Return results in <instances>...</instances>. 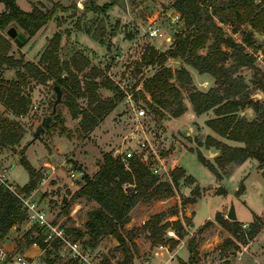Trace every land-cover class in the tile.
Segmentation results:
<instances>
[{
  "label": "rangeland",
  "instance_id": "rangeland-1",
  "mask_svg": "<svg viewBox=\"0 0 264 264\" xmlns=\"http://www.w3.org/2000/svg\"><path fill=\"white\" fill-rule=\"evenodd\" d=\"M87 1L56 0L55 3L72 9L67 12H61L57 9L52 19L47 22L51 24L46 27L42 40L40 38L33 40V36L30 37L23 29L14 24V27L26 37V40L21 45H17L8 36L11 39L10 50L6 53L0 47V76L5 81H15L18 70V68L11 67L3 62L6 56L18 61L22 60L24 63L32 62L43 68L44 65L39 62L41 55L48 47H52V41L58 38L56 56L60 60L67 61L77 52H80L90 62L84 73L94 66L102 73L97 81H101L106 76L121 89L123 95L119 99H117V94L114 91L103 87L98 89L99 97L102 100L115 101V108L99 119L98 123L87 132H84L80 125L82 114H79L78 118H74L64 102L66 99L65 93L67 92H63V101L57 105L55 113L51 114L53 101L55 100L53 80L41 82L37 78H28L26 85L22 87V93L27 94L31 101L25 115H13L0 101V119L16 120L23 129V136L18 145L13 148L0 147V155L9 167L10 180L21 187L29 181L28 172L19 163V158L24 150L26 158L41 173L42 178L44 172L49 175L44 182L41 178L37 188L32 191L33 197L47 211L49 220L53 224H59L61 228H75L81 231L86 230L84 224L87 221L88 212L97 208L93 202L85 197L73 198L74 193L78 191L80 184L83 183L82 175H93L106 153L118 155L119 152L125 151L128 145H134L135 142L131 140V133L137 126L150 135L151 141L162 154L165 166L161 168V173L157 176L161 181L172 183L170 173L172 167L175 166V162L173 163V157L175 156L177 159L180 158L181 164L188 171L199 178L202 185L209 186L214 182V174L201 164L197 158V151L200 149L195 140L196 133L200 130L196 122L201 123L209 117L196 114L190 107L182 116L171 119V116L166 112L155 113L148 108L141 98H136L143 81L161 68L159 65L147 66L146 59L143 57L150 52V48H155V46L159 48L157 51H168V49L164 51L163 49L168 44L171 47L178 29L182 25L179 14V19L174 21L177 15L176 11L172 9L174 0H116V4L104 14L86 11ZM92 1L96 5L102 6L111 0ZM20 2L23 6H27L28 0H20ZM52 6L53 3L47 6L46 9L49 10ZM148 25L159 27L163 37L150 38L144 35L143 31ZM224 29L236 42L242 43L241 33L233 34L228 27ZM248 30L250 28L247 26L242 28L243 32ZM5 34L7 35L6 31ZM93 36L99 39L96 40ZM255 37V45L247 47L246 50L256 56L255 65L259 71L255 72L253 69L243 67L239 70V73L248 83V90L253 93V97L262 99L263 92L258 88L256 80L264 79V37L262 36V39L256 35ZM201 52L204 53L205 51L202 50ZM163 66L172 71L181 68L186 69L185 67L191 68L181 58H168ZM20 70H23V68H20ZM79 77L83 79V73L79 74ZM191 78L193 84L199 90L206 91L215 86L214 79L210 75H194ZM256 93H260L262 97L258 98L255 96ZM184 95L186 97L184 102L187 105L189 101L185 91ZM129 96L132 101L129 100ZM76 103L79 109L85 110L88 108V101L85 98H76ZM137 106L145 108L148 115L146 119L136 120L134 110ZM243 114L248 119L255 116L251 109H246ZM48 115H52V121L34 140L33 133L41 124L43 118ZM212 116L211 114L210 117ZM192 124L193 132L188 135L189 126ZM160 131L166 134L164 139H153L155 136L159 137L158 133ZM208 131L211 134V130ZM201 147L205 153L206 149L203 146ZM43 163L45 164L43 165ZM240 165L236 166L238 168L229 176L230 179H226L224 183V186L229 190L234 187L240 188L241 182L233 187L234 183H236L243 170H247V167L254 165V161L253 164L248 161L243 166ZM229 168H232V166L224 167L222 173L224 175L228 174ZM71 171L81 172L80 177L71 178L69 175ZM248 172L250 173L246 183L247 192L244 196L246 206L235 197L229 199V204H235L237 215L243 220V222L240 221L241 231L236 235L230 234L216 223L208 228L197 226L202 218H206L212 210L209 205H201L195 209L198 215L195 219L196 225L191 226L193 223L192 216L190 218L183 217L185 219L184 233L186 237L184 243L178 245L179 248L174 257H171L172 260H166L167 257L156 255V249L160 247V244L152 243L149 233L144 231L141 228L142 226L133 224L132 229L136 230L137 233L134 239L137 251L133 252L131 263L264 264V225L253 239L247 240V233L250 231L252 223H258V221L264 223V174L262 176L256 168L249 169ZM232 175L234 176L232 177ZM189 184L188 180L180 179L175 196L155 204L159 209L158 211L165 206V209H170L174 205H178L179 210H183L185 206L182 204L183 200L193 199L186 196L192 193L191 197H193L197 196L198 193L197 188L192 189L191 193L186 192V186L193 187ZM237 192L238 189L235 194ZM237 196L239 195L237 194ZM151 209L153 208L150 206L148 212L152 211ZM252 210L262 216L258 220L255 217L249 220L252 216ZM145 212L146 210L143 207L133 211L132 217L135 218L136 223L141 222L145 217L149 218L151 216ZM179 217H182V215H179ZM175 219L170 218L168 220L175 221ZM24 225L27 224L24 223ZM31 228V225H27V227L22 226L16 232L13 231L10 235L11 240L15 239L19 243H25L24 233ZM166 235L165 240L169 237L168 232ZM74 237L69 234L67 238L72 241ZM190 238H195L198 245V255L193 263L188 262V240ZM163 244L174 247L168 241ZM79 245L89 252L87 259L92 264H104L105 260H108L111 264H121L126 260L124 252L117 248L119 243L116 244L117 246L114 245L111 238L100 239L93 248L86 247L83 244ZM0 247H2L1 242ZM39 249L40 252H33V255L38 256L36 261L43 264L46 257L45 250ZM47 249L49 251L48 259L53 260L55 264H82L71 255L69 249L64 245L55 250ZM16 251L22 253L21 250L17 249Z\"/></svg>",
  "mask_w": 264,
  "mask_h": 264
},
{
  "label": "trees",
  "instance_id": "trees-1",
  "mask_svg": "<svg viewBox=\"0 0 264 264\" xmlns=\"http://www.w3.org/2000/svg\"><path fill=\"white\" fill-rule=\"evenodd\" d=\"M0 1L6 8L0 14V31L15 24L30 37L52 19L57 9L61 12L72 9L54 2L49 10L44 6H33L30 11H24L15 0ZM115 4L116 0H111L98 6L88 0L85 9L104 14ZM172 8L180 15L182 28L178 29L168 51L161 52L150 48V52L143 57L147 66L159 65L161 68L143 81L136 98H141L155 113L166 112L169 116L178 118L187 108L184 102L185 91L196 114L210 111L213 113V117L205 124L221 138L208 135L204 141H198L199 146L214 148L219 152L212 162L198 150L199 162L218 179L222 178L219 169L240 165L248 159L256 160L264 174V79L256 80L258 88L263 92V98L255 99L253 93L248 90V83L239 73L243 67L259 71L255 65L256 56L247 52L246 48L255 45L256 33L264 37V0H174ZM244 26L250 30L243 32ZM225 27L230 28L233 34L241 33L242 43L236 42L228 35ZM93 38L99 39L95 36ZM0 47L6 53L11 48L10 42L1 34ZM202 50L205 52H201ZM57 51L58 38L53 40L52 47H48L41 55L39 62L44 65L43 68L32 62L24 63L22 60L6 56L3 62L18 68L17 79L5 81L0 76V101L13 115H25L31 101L27 94L22 93V87L26 85L28 78H37L41 82L53 80L54 85H58L64 93L67 92L64 102L71 115L78 118L79 114H82L80 125L82 130L87 132L115 108V101L102 100L98 89L103 87L116 92L117 99L123 94L120 87L108 77L104 76L101 81H97L102 73L96 67L93 66L84 73L90 62L82 53L77 52L71 59L62 61L56 56ZM168 58H181L198 73L210 75L215 86L206 91L197 89L186 69L172 71L163 66ZM82 73L83 79L79 77ZM76 98L87 99L88 108L79 109ZM246 109H251L254 113L252 119L243 114ZM22 136L23 129L16 120L0 119L1 148H13L21 142ZM228 141L237 145H231ZM24 153L23 150L19 163L28 172L29 181L22 186L20 192L29 194L37 188L42 176ZM170 174L172 183L161 181L136 157L129 159L126 168L119 156L106 153L93 175H82L83 183L73 195L75 199L85 197L94 201L98 207L88 212L84 224L85 231L70 228L64 229V234L67 237L69 234L75 236L72 242L90 248L95 247L104 236L111 235L119 243L117 248L126 256V260L121 264H132L133 252L137 251L134 242L137 233L134 229H125V224L130 220L129 213L139 202L175 196L178 181L184 176V170L176 167L171 169ZM218 191L219 194L225 192L223 189ZM243 191L244 186L241 184L237 194L240 195ZM192 201L185 199L182 204L186 205ZM178 213L179 206L174 205L166 211L151 215L141 228L149 233L152 243L164 245L163 243L168 241L175 246L178 240L169 237L165 240L166 234L172 230L177 237L182 238L185 235L184 226L179 219L169 221L165 218L167 215ZM255 218L258 220L260 217ZM25 219L20 199L6 187L0 186V240ZM215 220L232 235L241 231L239 221L228 220L221 213H216ZM209 224L206 223L205 226ZM263 225L261 221L253 222L247 233V240L253 239ZM24 237L26 244L35 243L45 250V264H55L53 260L48 259L47 248L58 249L63 245L60 239L48 245L44 242V230L36 225L32 226ZM188 252V262L193 263L198 255L195 238L188 240ZM8 259L1 264H8ZM104 264L111 263L105 260Z\"/></svg>",
  "mask_w": 264,
  "mask_h": 264
},
{
  "label": "crops",
  "instance_id": "crops-1",
  "mask_svg": "<svg viewBox=\"0 0 264 264\" xmlns=\"http://www.w3.org/2000/svg\"><path fill=\"white\" fill-rule=\"evenodd\" d=\"M17 5L24 11H30L32 9L33 6H44L45 8H47V6H49L51 3H54L56 0H45V1H42V0H28V3H27V6H23L20 2V0H15ZM5 5L3 2L0 1V14L2 12L5 11ZM173 9V8H172ZM174 10V9H173ZM177 13V12H176ZM178 14V13H177ZM51 23H47L45 24L44 26H42L36 33L35 35H33L32 39L34 40L35 38H40L41 40L43 39V34H44V31L46 30V27L49 26ZM10 26H13L14 27V24H11ZM9 26V27H10ZM181 29V27H179ZM5 31H0V34L5 38L7 39L9 42H11V39L8 37V35L5 34ZM21 33V32H20ZM159 38V37H157ZM263 38V37H262ZM261 38V39H262ZM13 41V40H12ZM14 42V41H13ZM168 42V40H167ZM156 49H159L155 46ZM170 48V45L168 44V46H166L164 50L166 49H169ZM186 70L188 71V73L190 74L191 77H193L194 75H198V76H204V75H208V74H201V73H198L197 70H195L192 66L191 68L189 67H185ZM198 73V74H197ZM186 111L192 106L189 102V104L186 105ZM193 109V108H192ZM185 111V112H186ZM252 111V110H251ZM195 112V111H194ZM210 114V115H209ZM211 114L213 115V113L210 111L208 113H204V114H200V115H206L207 117L209 118H205L201 123H198L196 121H193V122H196L198 124V128L200 129L197 133H196V141H197V144H198V141H204L205 137L208 136V135H211V136H214V137H217V138H220L219 136H217L210 128H208L205 124V122L212 118L210 117ZM199 115V114H198ZM173 117H171L172 119ZM170 121V120H169ZM192 122V123H193ZM205 128H208V129H205ZM208 130H211V134L208 133L209 131ZM191 132H193V124L191 126H189V131H188V135H191ZM221 139V138H220ZM194 140V141H195ZM224 140V139H222ZM196 143V142H195ZM229 144L231 145H237L236 143L234 142H230L228 141ZM189 148V146H188ZM198 148L201 150V153L205 156V158H207L208 160L210 161H214V159L218 156L219 152L217 150H215L214 148H209V149H206L205 153L202 151V147L201 146H198ZM25 154V153H24ZM174 161L173 163L175 162V166L172 167V169L176 168V167H180L184 170V176L182 178L188 180V183H190L189 185H193V187H189V186H186L185 187V190L186 192L188 193H191V190L192 189H196L197 188V196H193L191 197V194L190 195H187L186 197L188 198H193L192 202L191 203H188L186 204L184 207H183V210L180 209L179 210V213L178 214H175V215H167L165 218V220H168L170 218H176L175 220H180L183 224V226L185 227V222H184V218L183 217H186V218H190L192 216L193 218V223L191 224L192 225H196L195 224V219L198 217L197 215V212L195 209H197V207H200L201 205H209L210 208L212 209L209 213V215L206 217V218H202L201 222L199 225L197 226H205L206 223H210L208 226H206V228L210 227L211 225L213 224H218L220 225L216 220H215V215L216 213H221L222 215L225 216V218H227V213L229 211V208H230V204H229V199L232 197H235L236 199H238L243 205L246 206V200L244 199V196L246 195V192H247V185L246 183L248 182V177H249V173L248 170L249 169H258L259 173L263 176L262 174V170L259 169V166H258V163L257 161H255L254 159H248L247 161H245V163H247L248 161H250V164H253V161H254V165L252 166H249L247 167L248 169L247 170H243L241 175L239 176L238 180L236 181V183H234L233 187L235 185H237L239 182L240 185L243 184L244 186V191L242 194H240L239 196H237L236 191L237 189H239V187H234L232 188L231 190L227 189L225 186H224V183L226 181V179H230L229 176L234 172L235 169H237L238 167L236 166H233L232 168H229V171L227 172L228 174L224 175V173H222V169H219V173L220 175L222 176L221 179H218L215 175H213L214 177V182L209 185V186H204L200 183V180L199 178L195 175V174H192L190 171H188L186 169V167H184L181 162H180V158H176L175 156L173 157ZM241 164L242 166L245 164ZM45 163H43L44 165ZM240 165V166H241ZM228 168V166H226ZM230 167V166H229ZM36 168V167H35ZM43 172V171H42ZM43 178H42V181H46V178L47 176V172H44L43 173ZM234 175H232L233 177ZM181 178V179H182ZM180 181V180H179ZM187 182V181H186ZM219 189H223L225 192L222 193V194H219ZM221 193V192H220ZM166 198H172V197H166ZM166 198H161V199H158V200H153V201H150V202H139L137 203L133 209L130 211L129 213V217H130V220L127 224H125V229L126 230H130L133 228V224H138L139 226H142L144 224V222L146 220H148V217H145L144 220H142L141 222L139 221V223H136L135 221V218L132 217V213L135 209L137 208H144L146 210L145 213L147 214H150V215H153V214H156V213H160L162 211H165L167 210L168 208L165 209V207H163L160 211H158L159 209L156 207L155 204H157L158 202H160L161 200H164ZM168 200V199H167ZM95 204V206L98 207V204L94 201H91ZM144 203H147V204H144ZM230 203H232V201H230ZM150 206L153 208L151 209L152 211H149L148 212V208H150ZM217 207V208H215ZM234 207H235V213H236V216H237V221H242L239 216L237 215V208L234 204ZM217 209V210H216ZM184 212V213H183ZM252 213V216L251 218H249V220H251L253 217L255 216H262V215H259L257 213H255L253 210L251 211ZM179 215H182V217H179ZM189 216V217H188ZM229 220V219H228ZM171 221V220H169ZM248 221V220H247ZM24 223H26L27 225H31L29 222H27L26 220L23 221L22 223L20 224H17L16 226H14L10 231H9V234L4 238V239H1L0 242H1V245L2 247H0V250L6 254L7 258H13L15 257L16 255H22L24 257H26V259L31 263V264H41L39 262L36 261L37 257L38 256H34L33 255V252H40L39 250V246L35 243H31V244H26V243H19V241L17 240H11L10 238V235L11 233L14 231H18L22 226H26L27 225H24ZM59 225V224H58ZM131 226V227H130ZM221 226V225H220ZM60 227V225H59ZM222 227V226H221ZM61 228V227H60ZM205 228V229H206ZM223 228V227H222ZM64 230V228H61ZM224 229V228H223ZM172 231V230H170ZM228 232V231H227ZM25 234V233H24ZM186 237V234L182 237V238H179L176 236V234H174L173 236H169V238H172V239H176L178 240V244H176L174 247H170L169 245H162V247H159L156 249V252L155 254L160 256V257H167L166 260H172L171 257H174V254L175 252H177L179 246L181 243H184V238ZM111 238L112 239V242L114 245L118 244L117 240L111 236V235H108V236H104L102 239H109ZM179 245V246H178ZM117 246V245H116ZM20 247V248H19ZM21 250L22 253L20 252H17L16 250ZM37 254V253H36ZM185 260V259H184ZM3 263V262H2ZM1 264V262H0ZM44 264V263H43Z\"/></svg>",
  "mask_w": 264,
  "mask_h": 264
},
{
  "label": "built area",
  "instance_id": "built-area-1",
  "mask_svg": "<svg viewBox=\"0 0 264 264\" xmlns=\"http://www.w3.org/2000/svg\"><path fill=\"white\" fill-rule=\"evenodd\" d=\"M179 19V15L175 16L174 21ZM144 35L150 38L163 37V33L160 31L159 27L148 25L143 31ZM129 100L131 97L129 96ZM136 120L142 121V119L147 118V112L142 106H137L134 110ZM142 125V124H141ZM139 126L133 129L131 133V140L135 142L133 145H128L125 151L119 152L118 155L125 167L128 168L129 159L136 157L142 164H144L149 171L158 176L161 173V168L165 166V161L162 160V154L158 150L157 146L151 141L150 135L146 133L144 129H139ZM141 132V134H140ZM159 137H154L153 139L159 138L163 140L166 134L162 131L158 133ZM70 177L75 179L80 177L81 172L71 171L69 173ZM0 186L6 187L10 192L15 194L22 203V209L26 215V221L31 224V226H39L44 230V242L50 245L56 239H60L65 247H67L73 257L79 260L82 264H92L87 258L89 252L82 249L77 242L69 241L67 236L64 234V230L59 227V225L53 224L49 220L47 211L39 204L38 200L33 197V192L29 194L20 192L21 186L17 185L14 181L10 180L9 177V167L4 163L3 157L0 155ZM169 236L175 234L174 231H168ZM162 247V245H160ZM8 258L5 253L0 250V262L6 261ZM8 264H31L26 257L22 255H16L13 258L8 259Z\"/></svg>",
  "mask_w": 264,
  "mask_h": 264
},
{
  "label": "water",
  "instance_id": "water-1",
  "mask_svg": "<svg viewBox=\"0 0 264 264\" xmlns=\"http://www.w3.org/2000/svg\"><path fill=\"white\" fill-rule=\"evenodd\" d=\"M6 33L14 41V43H16L17 45H21L26 40V37L13 26H10L6 30ZM255 35L262 38V36L258 35L257 33ZM53 90L55 93V100L53 101L51 114L55 113L57 105L63 101L62 89L58 85H54ZM255 96H257L258 98L262 97V95L260 93H256ZM51 121H52V115H48V116L43 118L41 124L37 127L36 131L33 133V139L34 140H36L38 138V136L40 135V133H42L44 131V129L47 128L49 122H51ZM227 219H229L231 221L237 220V216L235 213V207L233 204L230 205L229 211L227 213Z\"/></svg>",
  "mask_w": 264,
  "mask_h": 264
}]
</instances>
